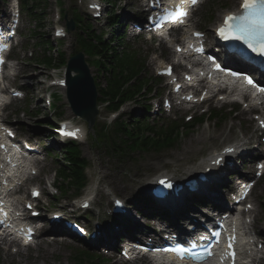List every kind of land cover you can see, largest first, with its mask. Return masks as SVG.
<instances>
[{"label":"rangeland","instance_id":"obj_1","mask_svg":"<svg viewBox=\"0 0 264 264\" xmlns=\"http://www.w3.org/2000/svg\"><path fill=\"white\" fill-rule=\"evenodd\" d=\"M54 0L50 2V4L47 6L49 10L47 13L49 14V11H52L53 13V19L47 20V27L46 32L47 34L52 37L55 35V29L59 27L61 30V33L64 34L63 30L66 31V22L64 19L59 18L58 12L55 10ZM66 7L68 8V14L71 16L72 14L80 13L83 15L84 21L88 23L86 11H87V0H66ZM103 4V10L104 6H106V9H110V7L107 6L106 2L104 0H100ZM11 0H8V5L10 6ZM218 4L217 10L221 11L222 7ZM12 5V4H11ZM227 5L229 6V10H235L237 8V0H227ZM3 6L2 1H0V7ZM225 11L219 12L215 15L214 19H218L220 13H224ZM68 17V15H67ZM103 17V16H102ZM198 14L193 19V24L196 25V22L198 21ZM54 22L55 25L51 29H49L50 24ZM106 26V18H103L98 24L93 25V31L97 34H100L102 32V29ZM23 29H27V26L23 24ZM117 29V28H115ZM119 29L122 30V27ZM206 31H209V28H205ZM112 30H110L111 32ZM115 33L116 30H113ZM65 38L60 39L59 42L63 44V51H65L66 55L69 57L74 52V49L72 48L75 45V37L74 34H68L65 33ZM108 38V36L106 37ZM17 43H20V40L16 41ZM124 44L130 47V49H134L137 51L136 57L147 59L146 69L144 75L147 78L155 77V69L161 64L157 58L159 57L160 50L157 43H154L152 41H149L147 39L141 38L136 39L134 37H127L124 41ZM41 55V51L38 53ZM154 55L157 56V58H154ZM167 60H171L172 58H168V55L165 56ZM157 59V60H155ZM26 68H28V72H19L15 80H17V88L21 90V87L25 89L26 92H32L31 96L26 94L27 96H30L28 101L26 103L23 102H16L14 103L10 108L11 111L17 110L18 113L15 116V119L13 120L16 125H19L21 128V134L23 137L28 138L33 135L32 131L35 132L36 138L40 135L39 131L37 130L38 126H42L47 124L45 121L46 115L41 114L42 117L35 115L36 111H43L45 110L46 103V92L49 90L51 93H59L61 94V97L58 95L59 100L54 101V97L51 98L52 103H56V106L61 109V112H65L64 118L68 119L73 125H77L79 128H82L83 133L85 135L84 143L81 144L82 146V152L83 157L89 162L90 167L86 170L88 179L90 181V189L86 190L83 197H89L91 196V192L94 191V197L96 196V193L98 190H101V193L98 194L96 197V205H100L102 202V197L106 195V201L108 200L111 202V198L113 196L122 195V186L117 185L116 186V193L109 192L110 187L121 178L128 179V180H136V172L141 171L142 175H154L159 173H173V172H181L182 174L187 173L190 171L193 167H196L200 163V157L205 155L203 158L206 159L209 155L213 154L214 152L220 150L223 146L226 145H233L235 144V138L237 134H241L246 129H252L255 127V122L250 121V127H247V121L246 116L242 115V110L232 115V118L229 119L227 117L228 121L224 122L222 124V127L220 129H216V127H212L211 124L205 123L203 126L197 127L189 134H184L186 132L181 131L184 134V137L182 138L181 142V148L176 153H169V154H163L161 157H151V158H144V159H134L125 166H122L120 168L113 167V163L107 166L100 165L101 163H105V161H108V158L106 157L105 160L103 154L95 155L94 149L91 145V142L89 140V131L86 127V124L79 120L78 118L73 117L71 111L65 107L64 104H66V101L64 99V91L59 88V83L63 80V71H60L58 69H50V68H44L40 66L39 64H32L29 62V64H26ZM94 70V69H93ZM9 80L8 82H10ZM54 86L55 88L50 89V86ZM151 88L154 89V92L152 96L157 95V89L158 85H155L153 82L150 84ZM55 89V90H54ZM34 93V95H33ZM42 98L44 101H42ZM56 99V97H55ZM67 105V104H66ZM212 106H219L220 104H217L215 102H211ZM23 108L27 109L26 115L24 116L21 114L23 111ZM45 108V109H44ZM206 108H201L198 110H192L190 112V117H194L197 119L202 112ZM216 109V108H215ZM135 111L134 106H128L125 111L121 113V117L129 116ZM230 108L226 112H229ZM43 113V112H42ZM6 115V114H5ZM100 118L98 120L99 124L104 123L106 121L113 122L114 119L109 117L107 112L100 108ZM158 123H162L167 127H170L171 125L177 124L180 127L183 126L185 121H182V116H166L162 118ZM86 127V130H85ZM86 131H87V138H86ZM97 141L102 145L101 143L103 140L97 139ZM46 142L44 141V144ZM51 143L50 140L47 139V144L49 145ZM62 159V157H61ZM179 161V163H178ZM100 162V163H99ZM202 163V161H201ZM200 163V164H201ZM243 163V161L240 162ZM199 164V165H200ZM245 165V164H244ZM45 166L46 171H50V173L54 172V170L57 168V164L55 160L48 159L46 161V165L42 164L41 167ZM240 170V169H239ZM151 178V177H150ZM42 178L40 180L34 179L32 181H29L25 183V187L28 190V187L33 186L37 184V182H41ZM150 182L149 179H144L142 181L143 188H146V184L148 185ZM264 181L261 180L257 188L255 189L253 195L251 196V203L257 204L258 201L261 198L260 188L264 190ZM263 185V186H262ZM46 185H42V189H46ZM24 193H21L19 195L23 197H27V191L23 189ZM130 193V191L127 193V195ZM71 196V193H70ZM38 206L40 208H43V211H48L49 213L59 212L60 209H62L64 206L65 213L67 216H69L68 212L70 211L69 208L70 203L66 201V197L59 194V196L56 197V200L50 196L49 194L45 196H42L41 201L38 202ZM68 208V210H67ZM75 217H78L79 214L74 213ZM259 218L262 219L261 222L257 223L261 229L263 228L264 223V208H262V211L259 215ZM259 220V219H258ZM264 233V230H262ZM49 246H45V244L38 246L34 248L33 250H29L26 252H23L22 254L15 256H9L5 255L4 253H0V264H23V262L26 259H30L28 263H30L35 257H39V259H42L43 256L47 257L49 261H51L53 264L55 261L57 263L62 264H76L80 263V260H77L78 258L76 256L78 255H92L93 259H96V264H101L102 258H100L97 255V251H89L84 249L83 247L79 245L71 244L70 242H53L49 241ZM40 245V244H39ZM42 264V262L40 263Z\"/></svg>","mask_w":264,"mask_h":264},{"label":"trees","instance_id":"obj_2","mask_svg":"<svg viewBox=\"0 0 264 264\" xmlns=\"http://www.w3.org/2000/svg\"><path fill=\"white\" fill-rule=\"evenodd\" d=\"M34 4V8L41 6V2L45 1L46 4L49 0H31ZM47 20V14L38 13L37 12V24L38 29L45 30V25L42 22ZM80 27L83 30V33H87L90 30V26L80 23ZM38 32L37 38L40 39L39 44L44 45V52L46 53L44 57L50 55L47 46H51V51L54 50V46L52 44V40L48 39L45 35ZM36 33V32H35ZM90 37V36H88ZM78 42L80 44V48L82 51L94 55L97 54L100 57V68L103 71L102 78L104 80L103 88H99V101L102 104H107L109 109L118 112L121 108V105L129 99L134 98L136 95L140 94V89L136 86H129L127 88H121V74L123 69H118L116 66L123 65L125 59L123 57L118 58L116 55L113 61L115 65H112V60L108 57L109 47L104 45L101 41L99 44L93 43L89 38L83 37L80 35L78 38ZM57 52V51H56ZM44 64L47 67L55 66L58 67L63 66L64 64V55L61 52H57V58H49L46 57ZM136 73V72H131ZM122 122V121H121ZM99 133H105L106 138L108 139L107 145V153L113 158L117 160H123L125 157H128V152L133 149V144L135 143L132 138L133 135L136 134L142 137L145 132H150V130L141 127L140 125L135 127L133 124L128 125L125 121L120 123L119 121L115 123L111 128L109 126H103L99 131ZM120 148L117 152L113 153V150L116 148ZM63 153L65 157V162L68 164V168H62V175L66 178H70L73 182L78 181L79 184L82 182L84 175L82 174L86 162L81 159V152L78 146H71L67 149H64Z\"/></svg>","mask_w":264,"mask_h":264},{"label":"snow or ice","instance_id":"obj_3","mask_svg":"<svg viewBox=\"0 0 264 264\" xmlns=\"http://www.w3.org/2000/svg\"><path fill=\"white\" fill-rule=\"evenodd\" d=\"M191 2L196 4L197 0H191ZM241 7L242 14L227 16L223 26L218 29V33L224 39L242 41L253 52L264 56V0H244ZM180 15L186 16L187 13L181 12ZM196 35L199 36V33ZM248 83L252 85L253 81L249 79ZM65 134L74 135L73 133ZM229 247L231 248V244ZM232 255L234 258L235 254ZM181 258H183L182 255Z\"/></svg>","mask_w":264,"mask_h":264},{"label":"water","instance_id":"obj_4","mask_svg":"<svg viewBox=\"0 0 264 264\" xmlns=\"http://www.w3.org/2000/svg\"><path fill=\"white\" fill-rule=\"evenodd\" d=\"M71 69H75L78 74L76 79L71 81L68 85L71 105L75 113L86 118V121L92 126L97 115L93 81L86 73V69L81 65L72 66Z\"/></svg>","mask_w":264,"mask_h":264},{"label":"bare ground","instance_id":"obj_5","mask_svg":"<svg viewBox=\"0 0 264 264\" xmlns=\"http://www.w3.org/2000/svg\"><path fill=\"white\" fill-rule=\"evenodd\" d=\"M128 20V18L125 20V21H127ZM22 92V91H21ZM1 97H3L2 95H0ZM246 112V110L243 112V113H245ZM201 114H204L203 112L201 113ZM140 115H138L137 117H139ZM136 117V118H137ZM227 117H229L228 115H224V118L225 119H227ZM135 118V119H136ZM192 119L194 118V117H191ZM195 119V118H194ZM4 154V153H3ZM242 156V155H241ZM243 156H245V155H243ZM245 161V160H244ZM238 171V168H237V166H234L232 169H231V171L229 172V171H222V175H229V174H231V173H235V172H237ZM231 180H234V179H231ZM230 180V181H231ZM229 181V180H228ZM134 183V181L132 180V181H130V183H129V185H132ZM210 188H216V187H212V186H210V185H206L205 186V190L203 191L206 195H208V196H210V198L211 199H213L214 197L215 198H220L221 199V196L219 195V193L218 194H214V191L212 192V193H209L208 192V189H210ZM129 190H131V188H129ZM213 190V189H212ZM182 194V192L181 191H179L177 194H171V195H177V196H180ZM183 195V194H182ZM185 197V196H184ZM184 197H183V200L181 201V203L183 204V205H186V204H188L189 203V201H197L198 199H191V200H187V199H185L184 200ZM178 200V199H177ZM176 200V201H177ZM199 201H201V200H199ZM230 203V201H228L227 202V204H229ZM195 207H197V208H200V207H198V206H195ZM172 212L174 213V214H179L178 213V210H177V208L175 207V208H172ZM228 212V209H226L223 213H221L220 214V217H222V216H224L226 213ZM131 218H132V220L130 221L131 223H133L134 224V221H133V216H131ZM188 219L190 220L191 219V217L189 216L188 217ZM136 220V219H135ZM56 230L58 231V230H63L64 231V233H68L67 235H69L70 234V232L69 231H66L63 227H61V226H58L57 228H56ZM111 234H113L112 232H110L109 233V235H111ZM115 238L112 240V242L115 244V241H116V237L117 236H114ZM100 239H99V237H97L95 240H92V242H97V241H99ZM109 242V241H108ZM30 259H26L24 262H23V264H40L41 262H42V264H53L51 261H49V259H47V257H43L42 259H39V258H35V259H33L30 263H28V261H29ZM54 264H62V263H57V261H55V263ZM77 264V263H76Z\"/></svg>","mask_w":264,"mask_h":264}]
</instances>
